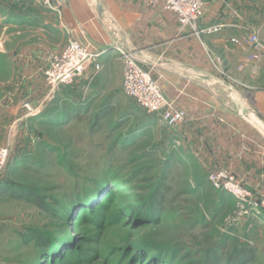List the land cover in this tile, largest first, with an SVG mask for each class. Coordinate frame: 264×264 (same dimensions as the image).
<instances>
[{
	"label": "rangeland",
	"instance_id": "374dc122",
	"mask_svg": "<svg viewBox=\"0 0 264 264\" xmlns=\"http://www.w3.org/2000/svg\"><path fill=\"white\" fill-rule=\"evenodd\" d=\"M30 1L35 3L34 0H0V15L8 11L29 13ZM219 1L228 3L223 8L232 9L243 18L240 34L258 31L260 40L264 41V0H205L203 14ZM1 41L0 32V146L7 147L9 152L0 182L7 180L25 192L34 190L46 206L54 201L73 205L74 196H82L90 180L104 181L108 188L90 207L83 204L60 214V221L37 207L30 196L28 200L11 199L0 188L3 193L0 195V264H35V261L54 264L52 259L74 248L73 255H67L68 264H203L207 251L220 243L251 247L255 251L251 264H264V192L249 191L242 177L226 169L203 173L196 166L188 167L186 160L173 158L170 128L159 116L148 113L127 97L121 87L103 94L69 91L60 106L69 119L60 125L57 121L62 117H54L53 123L40 117L34 124L13 125L7 108L12 91H26L21 85L22 79H26L15 61L17 49L11 43L5 48ZM119 63L112 73L116 77L114 82L121 81L119 76L126 65L124 59ZM45 67L42 66L44 85ZM245 68L238 66L240 71ZM101 70L102 67L99 73ZM250 75L256 80L229 74L226 80L228 91L235 90L237 84L242 91H248L245 106L253 99L252 91H264V79H258L259 74L253 75L252 71ZM24 104L35 112L31 102L23 99L19 102L18 117H28ZM99 114L101 117L95 124ZM11 166L14 173L9 171ZM216 170L225 171L246 189L250 207L243 217H238L233 196L209 183V174ZM163 175L166 178L162 183ZM198 182L200 186L196 185ZM160 183L169 192L165 194L168 203L157 223L147 224L145 220L122 214L125 205L142 201ZM103 204L105 209L101 208ZM254 204L257 207L251 211ZM99 208L106 214L99 227L75 221L80 211L86 213ZM32 229L49 232L57 241L64 237V242L39 257L31 242L20 244L19 236ZM137 244L163 247L165 256L147 257L146 252L136 248ZM77 255L84 257V261L76 262Z\"/></svg>",
	"mask_w": 264,
	"mask_h": 264
},
{
	"label": "crops",
	"instance_id": "0c3cea01",
	"mask_svg": "<svg viewBox=\"0 0 264 264\" xmlns=\"http://www.w3.org/2000/svg\"><path fill=\"white\" fill-rule=\"evenodd\" d=\"M52 1L53 9L38 8L30 1L29 13L0 15L2 46L11 43L17 49L15 61L26 79L21 83L26 91H12L7 108L13 125L36 123L48 109L60 105L69 91L120 90L122 76L114 82L112 73L124 52L185 113L184 122L168 131L174 142L173 158L186 160L188 167L196 166L203 173L226 169L242 177L249 191L264 192V91H252L253 99L245 106L248 91L238 84L233 91L227 89L228 74L251 79L250 67L238 70L243 51L230 42L243 29V18L223 8L228 3L215 2L201 21L202 26L222 22L223 31L194 36L179 27L171 12L160 5L148 7L143 0ZM69 40L98 54L102 70L87 86L81 81L58 89L51 97L42 77L45 56ZM258 74V79H264V64ZM23 99L35 109L28 117H18Z\"/></svg>",
	"mask_w": 264,
	"mask_h": 264
},
{
	"label": "built area",
	"instance_id": "2783aa9c",
	"mask_svg": "<svg viewBox=\"0 0 264 264\" xmlns=\"http://www.w3.org/2000/svg\"><path fill=\"white\" fill-rule=\"evenodd\" d=\"M34 2L45 9H53L52 0H34ZM143 2L148 7L160 5L162 9L171 12L179 27L186 29L190 35H212L220 33L225 28L222 22L202 26L205 0H143ZM230 42L243 51L240 69L250 67L252 74L257 75L260 66L264 64V41L260 40L258 31L239 34L231 38ZM125 54L120 52L126 62L121 84L123 93L143 110L158 115L169 128L184 122L185 113L164 97L161 87L152 80L149 72L143 70L131 55L127 57ZM98 57V54L73 40H69L62 50L48 53L43 75L51 97L60 88L72 87L81 81L90 83L101 69ZM23 109L26 110L27 116L34 113L28 104H24ZM8 156V148L0 146V179ZM208 181L213 188L227 191L233 196L238 217L247 214L246 209L250 207L249 195L233 177L223 170H216L209 174ZM255 207L257 206L254 204L250 210L254 211Z\"/></svg>",
	"mask_w": 264,
	"mask_h": 264
},
{
	"label": "trees",
	"instance_id": "16d2710c",
	"mask_svg": "<svg viewBox=\"0 0 264 264\" xmlns=\"http://www.w3.org/2000/svg\"><path fill=\"white\" fill-rule=\"evenodd\" d=\"M63 102L60 105L54 106V108L48 109L47 112L42 114L40 117L43 118V121L45 119H49L51 120L50 122L53 123L54 117L55 118L62 117L61 120L59 119L57 121V123H59L60 125L64 122H67L69 119V115L68 114L65 115L64 111L60 108ZM100 117H101L100 114L96 115L94 119L95 124L98 123ZM168 167H169V161L166 163L165 169L167 170ZM9 169L11 173H14L13 166H11ZM162 178H163L162 179V183H163V180L164 178H166V176L163 175ZM89 182L90 185L85 189L82 196L81 195L74 196L75 198L73 200L74 202L72 201L73 205H69L71 203H67L64 205L61 204V202L54 201L51 206L50 205L46 206L45 203H43L42 199H39L36 196L34 190H30L28 192H25V190H17V188L14 187L15 185H11L7 180L0 182L2 184L0 188H2L4 192L8 193V197L11 199L28 200L29 199L28 196H30V199L33 200V202H35L37 207L46 211L53 219H57L60 221L61 219L60 214L67 212L68 209L71 207L81 206L83 204H87V205L89 204L88 206L90 207L91 202L94 201L101 193L105 192L106 188H108L107 185L104 183V181L101 182L98 180H92V181L90 180ZM196 185L200 186V182L196 183ZM167 192H169V189L166 186L163 187V185L160 183L147 197L142 199V201L132 202L125 205V207L122 208V214L125 216L137 218L139 220H145L147 224L157 223L156 221L157 219H159L158 218L159 214L162 212L163 208L165 207L164 205L168 203L165 196ZM2 194L0 193V195ZM101 208L105 209L106 208L105 204H103ZM82 212L83 211H80L81 214L78 216V218L75 221H79L82 224L91 223L96 227H99L100 224L103 223V221H105L106 214L105 212L100 210V208L90 211L88 210L86 211V213H82ZM58 226L61 227L62 224H59ZM19 240H20V244L22 245H27L30 244L31 242L32 247L40 257L45 252L48 251L51 252L53 248L55 246H58L60 242H64V237H62L60 241H57L58 239H56L54 235L49 232L40 229H32L26 235L19 236ZM136 248L142 250L143 252H146V256L153 259L155 258L162 259V257L165 256L164 248L159 247L158 245L149 244V245L141 246L140 244L139 245L137 244ZM74 250L70 249L60 253L59 256L52 259V262L54 264L66 263L68 260V256L72 254L71 252H73ZM75 258H74L75 261L78 263L84 261L83 259L84 257L80 255L75 256ZM254 260H255V251L253 248L248 247L246 245H243L242 247L232 245L231 247H229L224 245V243H220L216 248L207 251L203 264H251ZM68 263L69 261L67 262V264ZM35 264H38L37 261H35Z\"/></svg>",
	"mask_w": 264,
	"mask_h": 264
},
{
	"label": "bare ground",
	"instance_id": "6f19581e",
	"mask_svg": "<svg viewBox=\"0 0 264 264\" xmlns=\"http://www.w3.org/2000/svg\"><path fill=\"white\" fill-rule=\"evenodd\" d=\"M125 55H126L127 57H130V55H129V54H128V55H127V54H125Z\"/></svg>",
	"mask_w": 264,
	"mask_h": 264
}]
</instances>
